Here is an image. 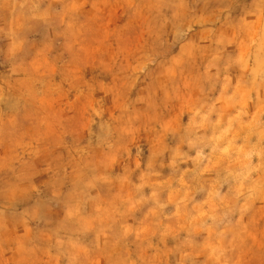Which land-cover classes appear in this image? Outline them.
Segmentation results:
<instances>
[{
    "label": "clouds",
    "instance_id": "clouds-1",
    "mask_svg": "<svg viewBox=\"0 0 264 264\" xmlns=\"http://www.w3.org/2000/svg\"><path fill=\"white\" fill-rule=\"evenodd\" d=\"M0 264H264V0H0Z\"/></svg>",
    "mask_w": 264,
    "mask_h": 264
}]
</instances>
